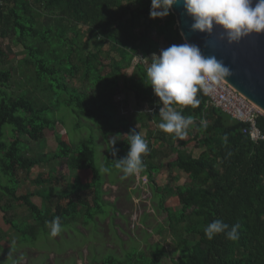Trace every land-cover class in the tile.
I'll return each mask as SVG.
<instances>
[{"label":"trees","instance_id":"16d2710c","mask_svg":"<svg viewBox=\"0 0 264 264\" xmlns=\"http://www.w3.org/2000/svg\"><path fill=\"white\" fill-rule=\"evenodd\" d=\"M150 3L0 0L1 220L16 232L18 242L27 244L46 235V226L56 217L62 228L79 220L86 227L104 213L96 140L100 138L106 146L102 165L108 171L103 173H116L120 169L109 152L110 136L117 135L119 140L115 159L123 158L128 151L124 135L133 129L139 133L147 128V121L151 128L146 129L149 152L143 157V173L150 184L153 175L162 171L169 173L168 179L174 177L173 171L187 178L172 194L178 210L160 203L177 255L174 264H264V140L252 142L242 132L246 125L207 105L202 93H198L197 107L177 106L194 121L184 139L155 127L161 122L158 99L147 70L140 61L135 66L132 62L138 56L151 60L153 54L183 41L171 12L164 19L149 18ZM131 67L135 76L127 78ZM12 81L20 85L17 93L10 91ZM121 91L146 103L153 110L151 115L138 114L133 124L126 119L115 123L118 111L113 98ZM61 113L75 120V131L79 120L92 124L88 137L77 143L63 137L51 156L27 158L28 143H38L47 133L54 135ZM256 127L264 138V116L257 117ZM194 150H200L197 156ZM63 161L77 173L72 181L51 164ZM34 167L42 171L28 180ZM87 171L89 177L81 182L78 173ZM33 197L40 199V207ZM19 208L28 213L32 224L26 218L18 225L6 217L8 211ZM216 219L230 226L239 224L238 238L228 240L219 234L209 240L204 229ZM2 235L0 231V239ZM162 252L155 249L148 256L130 252L122 260L108 255L99 261L92 258L89 264H159ZM0 264H7L1 256Z\"/></svg>","mask_w":264,"mask_h":264},{"label":"rangeland","instance_id":"374dc122","mask_svg":"<svg viewBox=\"0 0 264 264\" xmlns=\"http://www.w3.org/2000/svg\"><path fill=\"white\" fill-rule=\"evenodd\" d=\"M19 50V48L14 49L15 52ZM139 61L147 70L151 60L138 56L133 60L132 65L135 66ZM131 75L135 76L133 67L126 72L127 78H130ZM10 86L12 93H17L20 90L17 81H12ZM113 104L118 111L113 118L115 123L120 119H126L133 124L136 115L141 113L151 115L146 103L138 102L129 92L121 91L113 98ZM57 117L59 120L61 119L57 123V134L47 133L38 143H28L25 155L27 158L38 159L44 155L51 156L57 151L59 139L62 140L63 137L69 143H77L79 139L88 137L87 128L92 124L79 120L80 128L75 131L73 129L75 120L68 113L58 114ZM146 125L147 128H151V123L146 121ZM147 128L145 126L139 131L146 141ZM94 135L97 136L96 133ZM149 142L152 144L153 140ZM155 147L157 146L155 145ZM105 148V143L98 138L96 140L95 164L100 171L103 169ZM199 152L200 150H194L193 155L197 156ZM51 164L68 182L77 175L75 171L67 169L64 161L59 165L54 162ZM39 171L42 170L38 167L32 168L28 180L35 179ZM88 173V171L78 173L81 182L89 177L90 173ZM168 174L162 171L153 175V184L155 185L153 186L150 184L151 180L144 173L139 176L126 177L121 170L116 173L101 171L104 182L101 198L103 203L100 202V204L104 213L95 217L94 221L86 227L79 220L76 224L62 228V232L55 237L50 235V224H48L46 235L38 238L34 244L18 242L19 236L10 227L4 225L0 213V231L3 233L0 239V256L7 261V264H89L92 258L99 261L112 255L122 260L130 252H142L148 256L151 251L157 249L163 250L159 264H174L177 255L174 254L172 237L167 230V215L163 207H168L172 211L180 208L172 194L175 186L187 183V178L182 173L173 171L171 175L174 177L168 179ZM29 190L32 191L33 188L29 187ZM57 192L59 193V191ZM88 200L90 201L89 196ZM32 202L38 207L41 206V201L37 197H33ZM160 203L163 204V207L160 206ZM6 217L18 225L26 218L28 219L27 223L32 224L28 213L20 208L16 211H8Z\"/></svg>","mask_w":264,"mask_h":264},{"label":"clouds","instance_id":"9594fccd","mask_svg":"<svg viewBox=\"0 0 264 264\" xmlns=\"http://www.w3.org/2000/svg\"><path fill=\"white\" fill-rule=\"evenodd\" d=\"M174 6L181 7L185 17L191 21V33L211 36L215 30L228 44L238 43L253 34L264 33V0H151L149 18L164 19ZM232 74L223 60L215 55L206 56L199 45L187 40L162 49L158 55L153 54L146 76L158 99L161 117L159 128L165 133L174 134L176 138L184 139L194 121L178 111L177 106L197 107L200 104L198 93H212L216 86ZM116 136H110L109 140V152L114 158L115 167L126 177L139 176L145 171L143 157L149 152L146 140L133 129L124 135L127 137V154L115 159V144L119 141ZM224 139L226 141L227 137ZM101 171L107 172L108 169L103 168ZM49 223L50 235L58 236L63 230L60 218L56 217ZM239 227V224L230 226L216 219L204 231L209 240L219 234H224L228 240H236Z\"/></svg>","mask_w":264,"mask_h":264},{"label":"water","instance_id":"95a60500","mask_svg":"<svg viewBox=\"0 0 264 264\" xmlns=\"http://www.w3.org/2000/svg\"><path fill=\"white\" fill-rule=\"evenodd\" d=\"M171 14L182 41L195 43L206 56L215 55L223 60L233 73L224 82L264 113V33L228 44L215 30L211 36L191 33V21L185 17L181 7L174 6Z\"/></svg>","mask_w":264,"mask_h":264},{"label":"built area","instance_id":"2783aa9c","mask_svg":"<svg viewBox=\"0 0 264 264\" xmlns=\"http://www.w3.org/2000/svg\"><path fill=\"white\" fill-rule=\"evenodd\" d=\"M206 97L207 105L219 109L235 121L246 125L242 132L248 134L252 142L264 140L256 127V119L263 116V113L227 83L223 81Z\"/></svg>","mask_w":264,"mask_h":264}]
</instances>
